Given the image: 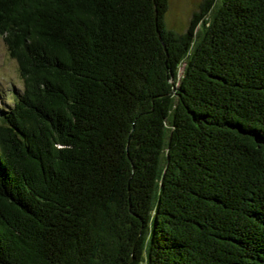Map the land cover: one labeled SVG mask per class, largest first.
I'll list each match as a JSON object with an SVG mask.
<instances>
[{"label":"trees","instance_id":"1","mask_svg":"<svg viewBox=\"0 0 264 264\" xmlns=\"http://www.w3.org/2000/svg\"><path fill=\"white\" fill-rule=\"evenodd\" d=\"M155 6L0 0V264H264V0Z\"/></svg>","mask_w":264,"mask_h":264},{"label":"rangeland","instance_id":"2","mask_svg":"<svg viewBox=\"0 0 264 264\" xmlns=\"http://www.w3.org/2000/svg\"><path fill=\"white\" fill-rule=\"evenodd\" d=\"M203 0H168L165 14L167 29L178 34L184 33L192 14L197 12ZM181 69L178 76L181 77ZM23 83L19 76L16 62L8 55L6 46L0 36V116L9 110L14 97L21 94Z\"/></svg>","mask_w":264,"mask_h":264},{"label":"water","instance_id":"3","mask_svg":"<svg viewBox=\"0 0 264 264\" xmlns=\"http://www.w3.org/2000/svg\"><path fill=\"white\" fill-rule=\"evenodd\" d=\"M152 2H153V7H154V17H155V21H156V6H155V0H152ZM157 37H158V39H159V41H161V37H160V35H159V33L157 34Z\"/></svg>","mask_w":264,"mask_h":264}]
</instances>
